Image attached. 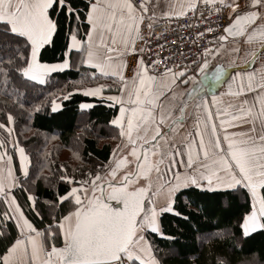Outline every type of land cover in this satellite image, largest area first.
Instances as JSON below:
<instances>
[{"label":"snow or ice","instance_id":"1","mask_svg":"<svg viewBox=\"0 0 264 264\" xmlns=\"http://www.w3.org/2000/svg\"><path fill=\"white\" fill-rule=\"evenodd\" d=\"M201 3H219L218 12L228 11L226 20L217 21L223 25L219 34L208 29L213 35L207 45L193 41L198 59L176 65L173 56L158 53L162 63H147L142 45L152 35L157 11L169 22L188 13L194 18ZM53 12L68 19L66 50L59 62L42 63L41 50L58 30ZM84 20L87 28L81 34ZM0 52L8 53L0 56L5 85L16 78L44 85L48 73L70 69L78 56L79 64L91 70L86 76L105 82L73 92L98 97L113 109L108 123L119 139L109 162L80 179L75 169L70 173L66 165L58 166L53 176L65 191L53 192L47 201L53 209L49 223L38 229L24 208L42 215L26 185L30 177L35 184L41 176L31 173L26 149L12 139L13 112L0 113V221L5 227L14 222L18 230L0 249V264H162L149 237L178 239L164 232L161 218L190 219L176 207L178 193L189 187L247 189L251 205L242 217L240 239L264 229V0H169L166 8L159 0H87L83 9L73 0H0ZM129 54L136 57L130 77ZM61 95L67 100L72 93ZM14 102L24 107L18 97ZM93 106L78 105L81 110ZM51 107L56 111L62 105L53 98ZM17 191L25 194L24 204ZM58 237L63 241L59 247ZM232 248L243 252L240 243ZM206 264L229 261L210 249Z\"/></svg>","mask_w":264,"mask_h":264},{"label":"trees","instance_id":"2","mask_svg":"<svg viewBox=\"0 0 264 264\" xmlns=\"http://www.w3.org/2000/svg\"><path fill=\"white\" fill-rule=\"evenodd\" d=\"M73 3L83 9L87 0H73ZM57 16L58 30L54 32L51 42L42 48L39 57L41 62H59L61 52L66 50L68 19L62 13H52L54 19ZM80 28L83 34L87 28L85 20ZM6 55L8 53L0 52V56ZM86 72L90 76V70L86 68L54 71L46 77L44 85L31 81L23 82L20 78L5 85L3 75L0 74V113L8 110L13 112V138H18L26 149L30 157L31 173L41 176L35 184L31 183V177L26 181L29 190L37 197V207L42 214L37 216L29 212L25 205L24 210L35 227L48 225L53 209L48 206L47 201L52 199L53 192L57 189L61 194L65 191V184L53 176V173L58 176V166L66 165L70 173L75 169L74 174L80 179L89 171L95 172L97 168H102L112 151L111 144L106 140L118 138V133L108 123L113 117V109L101 99L73 92L74 87H85L100 81L99 79L93 82L85 75ZM20 92L25 95L19 97ZM66 92L72 93L67 100L61 95ZM17 97L24 102L22 109L14 102ZM53 98L62 105L56 111L51 107ZM82 101L90 102L94 106L87 111L81 110L78 105ZM2 134L0 132V136ZM37 140L55 141L51 144L50 152L42 151L37 154L36 147L45 146ZM73 148L79 156L76 166H72L74 162L66 160L62 154L63 151L72 152ZM14 166L19 168L16 160ZM45 176L49 179H43ZM17 196L20 203L24 204L25 194L17 191ZM250 205L249 193L243 187L215 192L201 191L194 187L186 188L178 193L176 207L190 219L185 221L171 214H164L161 218L164 232L177 236L178 239L174 242L160 239L158 236H151L149 239L157 249L156 254L162 264H206L210 249L226 257L229 264H264V229L253 231L248 237L240 239L242 217ZM0 211H3V207H0ZM55 214L61 215V210L57 209ZM204 233L211 235L197 241V235ZM15 236L16 228L13 222H9L5 227L3 221H0V249ZM56 242L59 243V240ZM235 243L242 244L243 252L232 248Z\"/></svg>","mask_w":264,"mask_h":264},{"label":"built area","instance_id":"3","mask_svg":"<svg viewBox=\"0 0 264 264\" xmlns=\"http://www.w3.org/2000/svg\"><path fill=\"white\" fill-rule=\"evenodd\" d=\"M219 7V3L215 6L201 3L194 18L191 13H188L185 17L173 18L171 22L163 19L153 23L152 35L146 37L143 44L145 47L143 59L149 64L153 60H156L157 64L162 63V60L157 59L158 53L161 57L173 56L176 65L183 64L188 59H198V48L193 45V41L195 45H201V43L207 45L213 35V32L208 29L212 28L216 34H219L223 25L217 21L221 16L227 19V9L218 12ZM198 32L206 33V36L201 38L197 35ZM169 48L171 51H166ZM181 53L183 58H181Z\"/></svg>","mask_w":264,"mask_h":264},{"label":"crops","instance_id":"4","mask_svg":"<svg viewBox=\"0 0 264 264\" xmlns=\"http://www.w3.org/2000/svg\"><path fill=\"white\" fill-rule=\"evenodd\" d=\"M241 2L243 3L244 2V0H241ZM159 3H160V5L162 6V7H167V4L169 3V0H159ZM227 11L228 10H226V14H227ZM163 19H165V18H163L161 15H160V12H159V10L157 11V17H156V19L153 21V23H155V22H158V21H161V20H163ZM86 21V20H85ZM86 23H87V21H86ZM51 42V41H50ZM49 42V43H50ZM48 43V44H49ZM143 46V45H142ZM240 55L241 56H243V52H241L240 53ZM230 58H234V57H230ZM126 61H127V65H128V67H127V69H126V74L130 77L131 75H132V69L135 67V61H136V57L134 56V55H131V54H129L127 57H126ZM241 61L239 60V59H237V63H240ZM42 63H46V62H42ZM54 63H57V62H54ZM71 68H73V69H80V68H82V69H84V68H86V67H84V66H81L80 64H79V57L78 56H76V57H73V62H72V66H71ZM70 68V69H71ZM87 69V68H86ZM65 70H68V69H65ZM88 70H90V69H88ZM54 71H63V70H53L52 72H54ZM91 71V70H90ZM52 72H50V73H52ZM50 73H48L47 74V76L50 74ZM46 76V77H47ZM100 82H105V78H103V77H101L100 78V81L98 82V83H100ZM107 82L109 83V84H111L112 83V81L111 80H107ZM88 86H91V85H88ZM85 87H87V86H85ZM114 87V86H113ZM221 91H226V84H225V87L224 88H221L220 89ZM107 94H110V93H105V95H107ZM98 98V97H97ZM210 98V97H209ZM98 99H100V98H98ZM88 109H86L85 111H87ZM118 110V109H117ZM106 141H108L110 144H111V146H112V149L119 143V139L118 138H110V139H107ZM101 142H102V140H101ZM111 155H112V151H111V154H110V157H111ZM109 157V158H110ZM109 162V159H108V161L106 162V163H108ZM105 163V164H106ZM175 170V169H174ZM102 175H103V172H102ZM121 175H122V173H121ZM116 179L117 180H119V176L118 177H116ZM246 191H247V189H245ZM249 196H250V194H249ZM251 200V199H250ZM115 201H113V205L115 206ZM13 224H14V222H13ZM38 229H43V228H45V227H37ZM256 230H260V229H256ZM255 230V231H256ZM17 234H18V230L16 229V236H17ZM16 236L14 237V239L16 238ZM13 239V240H14ZM56 240H59V243H57L56 242ZM54 242L56 243V246H62V243H63V241H62V238H57ZM51 243H53V241H49V246L51 245Z\"/></svg>","mask_w":264,"mask_h":264},{"label":"rangeland","instance_id":"5","mask_svg":"<svg viewBox=\"0 0 264 264\" xmlns=\"http://www.w3.org/2000/svg\"><path fill=\"white\" fill-rule=\"evenodd\" d=\"M3 135V134H2ZM1 135V136H2ZM12 139L14 140V138L12 137ZM38 141V140H37ZM55 140H39L38 142H43L45 146H43L42 148L41 147H36L35 150H37V154H40L42 151H45V152H50V149H51V144L54 142ZM47 142V143H45ZM24 147V146H23ZM75 149L73 148V150H71L72 152H69V151H63L62 154H63V158H65L66 160H72V162H74V164H72V166H76L75 163L78 162L79 158H77L78 155H73V153H76L78 154V152L74 151ZM27 153V151H26ZM28 154V153H27ZM57 155V154H56ZM79 157V156H78ZM16 162H17V165L19 167V160L18 158L16 159Z\"/></svg>","mask_w":264,"mask_h":264}]
</instances>
